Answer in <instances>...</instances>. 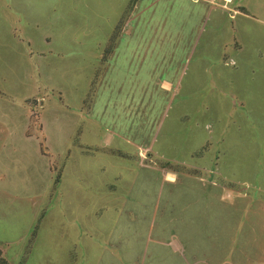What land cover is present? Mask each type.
<instances>
[{
    "label": "rangeland",
    "instance_id": "obj_1",
    "mask_svg": "<svg viewBox=\"0 0 264 264\" xmlns=\"http://www.w3.org/2000/svg\"><path fill=\"white\" fill-rule=\"evenodd\" d=\"M239 34L238 58L228 51L214 56L215 47ZM176 35L189 41L183 55L171 47ZM0 68V110L12 112L21 127L0 143L26 148L19 154L25 168L8 167L19 174L17 193L0 191V212L10 224L20 222L15 232L0 234L1 257L68 263L67 250L82 227L74 213L87 205L90 216L100 211L88 219L90 241L110 235L142 249L163 227L198 228L208 223L212 204L194 177L208 189L209 172L227 178L222 193L232 202L234 226L248 229L249 244L258 243L259 233L250 231L264 219L257 213L264 203V0H0ZM117 148L129 157L118 156ZM74 153L88 164L89 178L96 162H104L102 200H72L79 191L65 188L64 167ZM124 160L157 169L110 167ZM164 171L176 172L178 180L161 181ZM25 175L38 197L26 200ZM145 175L146 186L138 182ZM132 178L128 191L124 180ZM28 212L34 220L26 234Z\"/></svg>",
    "mask_w": 264,
    "mask_h": 264
},
{
    "label": "crops",
    "instance_id": "obj_2",
    "mask_svg": "<svg viewBox=\"0 0 264 264\" xmlns=\"http://www.w3.org/2000/svg\"><path fill=\"white\" fill-rule=\"evenodd\" d=\"M207 9L211 10L212 12L215 11V13H217L216 11H218L217 8H214L213 6H207ZM219 11V17H222V20L220 19V23L227 22V18L222 16L224 14L223 11ZM219 17H217V19H219ZM241 24L242 23L238 22V25L243 28ZM220 31L221 30H219V33ZM237 31H239V28L237 29ZM242 36L243 34H239L236 40L231 39L230 42L228 41L226 44L224 43L221 47H215L214 56L218 57L222 55L223 52L228 51V53H230L231 55L235 53L234 55H236V58H238L236 51H239L242 48ZM180 39V36L176 35L173 39L174 44L171 47L174 48L176 51L181 50V53L179 55H183V49H186L185 46L189 41L188 39H186V41L180 43ZM235 41L240 43L238 47L233 46ZM204 44H206V42L202 41L201 46L198 48V53L203 49ZM180 46L182 47V49ZM171 55H173V53H171ZM175 55L178 56L177 53H175ZM198 55H201V53H199ZM202 55H204V53H202ZM2 71L3 68H0V73ZM163 82L168 83L169 81L163 80ZM3 85L4 82L0 78V87H2ZM7 110V108L3 107H1L0 110L1 138L14 136L18 134V131L19 133L21 132V127H19L18 125H16L15 122L12 121L14 120V117H12L11 115L12 112L7 113ZM67 120L72 122L71 115L69 117V115L67 114ZM1 145L2 146L0 147V168L2 170L0 169V185L2 187L0 186V191L6 190L7 192L12 190L16 194L17 192H15L13 186L16 185L15 179L19 177V174L13 171L10 172L8 167H16L20 165L22 168H25V166H22L21 164V161L25 156L23 155L22 157L19 154H25L24 152H26V148L16 144ZM114 151L116 154H118V156L124 158L129 157L128 150L122 151L117 148L114 149ZM77 155L78 153H74V159ZM31 157L35 158V154H32ZM26 158H29V156L26 155ZM31 162L33 163L32 168H34V172L35 170H37V173H39V166L35 167L34 160ZM80 163H82L80 160H73V157L71 160H68L65 163L64 181L66 180L67 182H65V188L74 185L78 188L79 191L78 194L72 196V198L74 199H71L75 201L80 200L82 202L94 199H96L95 201L102 200V198H99L98 195L99 190L103 191V188L99 189V185L101 184V187L104 186V178L99 177V174L100 169L102 168L101 165L104 162H96L97 170L96 172H92L93 177L91 178H89L90 170L88 164ZM111 163L112 166L110 167L113 170L127 171L129 169L131 170L132 166L134 167V169L138 168L141 170L150 169L152 171V169H157L152 164H149L147 162L143 163L141 161L135 160H124L118 162L114 161ZM29 171L32 172L31 167H29ZM29 171L25 173L29 175ZM34 174L35 173L32 172L30 176L33 177L32 175ZM112 174L115 175V177L113 176L112 179L115 181V184H117L119 191H122L123 186L119 185L121 182L120 178L122 177L121 174L117 171L112 172ZM209 175V179L211 180V182L209 183L210 188L208 189L206 188V184L203 183V178L201 176L194 177L196 178V180H198L200 186L205 190V195L209 199V204H212V208L209 209L210 216L208 218L207 224H203L200 227L193 229L189 226H182L181 228L178 226L174 227L178 231H170L169 228L163 227L160 231V234L159 231L157 232L155 238L149 236L148 240H150V242H147L145 248L142 249L139 248V245H137L138 243H123L121 239L115 237L112 238L110 235L108 236L110 238L102 240L103 242L99 239H93L92 241H90V233L91 235L94 233L89 230L90 227L88 224H90V222L88 219L89 217H96L97 212L99 214L100 211L98 210V207L100 205L96 206L98 211L94 210L92 212V216H90L89 214L87 205L84 210H81L79 215L77 214V210L74 213V215H76L77 217L82 218V227L80 228V230H77V235L75 237L76 240L72 242L71 246H69L67 250L68 255L65 259V263L66 261H68V263L66 264H141V258H143L144 256V259L146 260V258L149 256L147 264H186L184 260V254L186 253L188 254V256L191 257V260L193 261L190 264H264V219H262L259 228L256 227L253 228L254 231H250L251 233H259L258 243L249 244L247 241L249 234L248 229L242 230L241 226H238L237 228L234 226L233 210L231 204L232 202L227 201L225 195L222 193V190L227 187V178L224 176H220V179L219 176H217V173L215 174L214 172H209ZM67 176H70L71 178H76L78 182H69V179H66L68 178ZM83 178L87 179L86 183L83 182ZM160 179L161 181H164L168 184H172L178 180V175L176 172L173 171H164L161 172ZM96 180H99V183H97ZM133 181L134 178H132V181L124 180V183L128 186V191H132V186L136 183V179L134 182ZM138 182L139 184H144L146 186L145 183H147V175L140 178ZM34 183L35 181L29 180L27 176L26 181L24 180L20 183L21 185H24L23 193L26 197V200L35 196L33 194ZM37 183H39V181H37ZM28 184L31 185L30 188L26 187V185ZM6 185L8 186L6 187ZM93 185H96V187L98 188V192H95L93 190L96 189L95 187H93ZM261 199L264 200V198ZM2 212L3 211L0 212V234H8L10 232H15L18 229L20 222L14 221L13 224L15 228H13V224H10L7 220V217H9L8 214H3ZM257 213H261V215L263 216V202L261 203V211H257ZM20 214H24V211H20ZM27 214V217L29 218V223H27L26 228L23 229V232H25L26 234L31 230L30 228L32 227L34 220V216L31 215L30 212H28ZM151 226H148V233L150 232V229H152ZM175 233L182 235H175ZM234 234L238 235L235 236ZM235 238H237L239 241L236 240L235 242ZM1 242L2 241L0 239V252H2L3 250V245L1 244ZM18 246H20V248L22 247L21 244ZM18 254L19 253H17V255ZM17 260L7 259L8 264H17L19 262V260ZM26 262L27 260H25L24 264H26Z\"/></svg>",
    "mask_w": 264,
    "mask_h": 264
},
{
    "label": "trees",
    "instance_id": "obj_3",
    "mask_svg": "<svg viewBox=\"0 0 264 264\" xmlns=\"http://www.w3.org/2000/svg\"><path fill=\"white\" fill-rule=\"evenodd\" d=\"M35 234V230L33 231L32 237ZM26 260V256H23L20 261L18 262V264H24ZM0 264H8L7 260L3 257L0 256Z\"/></svg>",
    "mask_w": 264,
    "mask_h": 264
},
{
    "label": "built area",
    "instance_id": "obj_4",
    "mask_svg": "<svg viewBox=\"0 0 264 264\" xmlns=\"http://www.w3.org/2000/svg\"><path fill=\"white\" fill-rule=\"evenodd\" d=\"M193 2H199V1H204V2H208V3H216V0H191Z\"/></svg>",
    "mask_w": 264,
    "mask_h": 264
}]
</instances>
